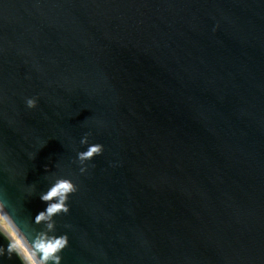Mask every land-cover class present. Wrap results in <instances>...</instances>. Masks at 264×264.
Masks as SVG:
<instances>
[{"label":"water","instance_id":"1","mask_svg":"<svg viewBox=\"0 0 264 264\" xmlns=\"http://www.w3.org/2000/svg\"><path fill=\"white\" fill-rule=\"evenodd\" d=\"M59 177L61 264H264V0H0V264Z\"/></svg>","mask_w":264,"mask_h":264},{"label":"clouds","instance_id":"2","mask_svg":"<svg viewBox=\"0 0 264 264\" xmlns=\"http://www.w3.org/2000/svg\"><path fill=\"white\" fill-rule=\"evenodd\" d=\"M26 106L29 109L36 107V100L34 98H28L26 100ZM87 135L81 140V144H87ZM103 151V146L100 144H91L85 151L77 153V159L82 165L80 168L81 173L86 169L83 167L86 162L92 160L95 156H99ZM76 186L72 179L67 177H59L54 179L47 190L40 194V200L45 204V208L38 212L31 220V223L36 226H43L40 230L35 231L33 238L27 241L34 251L29 254L24 251V256L27 258V264H61V252L68 246L67 235H56L54 229V217L63 212L67 214L69 212L68 199L71 194L76 192ZM6 214L14 222L16 218L9 213L6 208L5 202L0 199V225L5 223L4 215ZM18 231L21 233L23 229L19 227L17 223ZM11 240L16 245H20L21 241L17 235L9 233ZM3 243H6V247L3 243H0V257L5 255L11 258L14 255L13 243L6 242L0 239ZM16 256V255H15Z\"/></svg>","mask_w":264,"mask_h":264},{"label":"rangeland","instance_id":"3","mask_svg":"<svg viewBox=\"0 0 264 264\" xmlns=\"http://www.w3.org/2000/svg\"><path fill=\"white\" fill-rule=\"evenodd\" d=\"M1 226H3L5 229H7V230L9 231V229H8V227L5 225V223H4L3 225H1ZM19 247H20V249H22V251H23V253H24V249L22 248V246L19 245Z\"/></svg>","mask_w":264,"mask_h":264}]
</instances>
